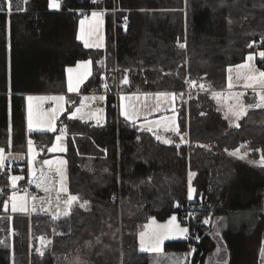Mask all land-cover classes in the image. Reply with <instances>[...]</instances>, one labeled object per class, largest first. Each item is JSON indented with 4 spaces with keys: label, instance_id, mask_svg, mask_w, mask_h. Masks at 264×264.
Masks as SVG:
<instances>
[{
    "label": "trees",
    "instance_id": "1",
    "mask_svg": "<svg viewBox=\"0 0 264 264\" xmlns=\"http://www.w3.org/2000/svg\"><path fill=\"white\" fill-rule=\"evenodd\" d=\"M59 2V10H51L48 0H0V147L5 151L24 152L27 136L37 145L50 143L52 132L26 131L24 93L64 92L65 67L78 60L91 63L83 90L99 83L101 73L112 83L111 91L120 78L127 79L129 91L176 92L185 87L186 77L215 89L224 87L227 66L243 61L254 43L264 45V0ZM91 9H104L102 48L85 47L76 37L80 14ZM124 18L127 24H119ZM203 93L179 110V127L187 134L180 145L160 142L122 119L113 93L106 95L102 123L63 116L67 186L77 199L64 216L11 214L2 207L8 169L0 172V264L12 259L14 264H57L98 233L109 247L93 249L94 264H149L148 253L137 249L135 229L149 216H179L188 201V171L193 172L191 202L202 205L191 222L195 234L165 241L164 250L188 252L190 242L188 264H202L216 244L209 234L212 220L252 209V221L223 230L220 257L221 264H259L264 165L232 152L247 150L251 158H264V109L251 107L230 126ZM120 219L125 232L109 239L106 226ZM29 231L49 237L43 254L32 253L31 261Z\"/></svg>",
    "mask_w": 264,
    "mask_h": 264
},
{
    "label": "rangeland",
    "instance_id": "2",
    "mask_svg": "<svg viewBox=\"0 0 264 264\" xmlns=\"http://www.w3.org/2000/svg\"><path fill=\"white\" fill-rule=\"evenodd\" d=\"M49 3L50 0H48V7ZM58 3L60 6L59 0ZM93 12L97 13V15L93 16ZM76 37L85 47L102 48L105 43L104 10L91 9L89 11H82L77 22ZM78 37L80 38L78 39ZM262 52H264V45L257 46L246 55L243 61L227 66L226 81L222 88L205 89L200 84L194 83L186 77L185 86L188 85L190 90L183 100H178L176 92L170 90H126L124 86L127 83V79L120 78L118 82L113 83L115 84V89L118 91L115 95L118 115L130 124L135 125L139 130L150 132L160 142L165 143L166 140L174 142L175 139H172L170 134L177 133L179 137L175 143L184 144L185 139L182 140V137L185 132L179 130V110L183 105L187 108L188 101L192 97H196L197 93L204 92L203 94L211 100L213 107L221 112L228 123L231 126H237L239 118L246 114V111L251 107H261L264 109V100L261 99L264 97V77L260 76V73L264 72V58L260 55ZM249 56H252L253 59L249 60ZM64 73L67 83V89L65 88L64 92H81L85 82L91 75L90 60H78L74 64L66 66ZM99 84L107 86L110 91L112 89V83L106 80L103 73L100 74ZM70 86L72 90H70ZM62 93L54 92L49 96L31 93L26 98V131H49L53 133V136L50 143L46 146L35 145L33 139L27 136L25 146L27 158L24 171L14 172L9 168L8 181L3 185L6 189L5 194H3L2 207L4 210H7V208L13 209V205H15L16 209H20L21 211L28 208L33 213L44 212L53 217H59L67 215L71 209L73 200L70 199L72 196L67 188V168L64 156L66 151V144L64 142L66 130L63 124L59 125V123L62 121L63 116L66 118L90 120L95 124L102 123L105 118L106 96L81 93L75 102L67 103L64 99H60L61 97L63 98ZM247 93L253 94L256 101L254 105L245 103L244 95ZM29 97H32V99L29 100ZM97 99L102 100L103 105L92 106V102ZM242 110L243 114L238 115ZM30 119L31 127H29ZM29 141H31V144ZM0 150H2L1 147ZM234 152L243 156L246 154L244 151ZM252 159L264 165L263 157ZM0 164V166L5 167L1 160ZM14 177H18L19 179L14 180ZM192 177L193 172L188 171V201L194 200L193 193L192 199H189V188L194 189L191 184ZM25 182L35 189L29 197L25 193H17V189L24 185ZM0 195H2L1 187ZM28 212L25 211L24 214L26 215ZM252 215V209L244 211L233 210L212 220L209 234L213 236L216 244L213 251L202 264H221L224 261L220 257L221 254L223 256L221 233L227 228L237 227L241 223L252 221ZM173 217H175L174 220ZM204 221L209 222L210 220L206 217ZM123 225L121 219L117 225H107L105 233L108 234L109 239H115L117 235L121 236L125 232L122 230ZM184 229H187V231L184 232ZM135 231L137 249L142 251L141 241L143 240V245L146 249L143 251L148 253L149 264L189 263L191 247L188 252L176 255L164 250L165 241L186 239L188 237V225L179 220L177 212H172L164 219L149 216ZM102 235L98 233L84 240L82 245H79L77 248L68 250V252L60 257L57 264H94L93 257L95 255L92 254L93 249L95 247H109L107 243H100ZM9 238L10 245L11 234ZM27 240L28 261H31L32 253L35 255L43 254L49 244V237L33 236L30 231ZM158 240L160 251H154L153 249L157 246ZM259 257V264H264V238L259 249ZM12 264H14L13 259Z\"/></svg>",
    "mask_w": 264,
    "mask_h": 264
},
{
    "label": "built area",
    "instance_id": "3",
    "mask_svg": "<svg viewBox=\"0 0 264 264\" xmlns=\"http://www.w3.org/2000/svg\"><path fill=\"white\" fill-rule=\"evenodd\" d=\"M111 11L115 12L116 11L115 7H113L111 9ZM115 22L116 21H114V24H115ZM118 23L121 25H126L127 20L124 18L123 20L118 21ZM253 45L256 47L258 46L257 43H254ZM189 90H190V88L187 85L183 89L176 91L178 100L185 99ZM117 92H118L117 89H115L114 91H110L107 86L100 85L99 83H93L81 92H63L62 94H63V99L67 103H73L77 100L78 96L81 93H87L90 95H105L106 96L109 93H113L114 95H116ZM100 105H103V101L100 99H97L96 101L92 102V106H100ZM5 169H6V167L0 166V172L4 171ZM19 191H20V189H19ZM201 209H202V205H201V203H198V202L187 201L185 204H182L180 206L179 220L188 225V237H187V239H190V237L195 234V227L193 225L191 226V222L193 219L196 218L197 214L199 213V211ZM26 215L28 216L29 212L26 213ZM188 244L190 247L192 246V243L188 242Z\"/></svg>",
    "mask_w": 264,
    "mask_h": 264
},
{
    "label": "crops",
    "instance_id": "4",
    "mask_svg": "<svg viewBox=\"0 0 264 264\" xmlns=\"http://www.w3.org/2000/svg\"><path fill=\"white\" fill-rule=\"evenodd\" d=\"M50 9V8H49ZM51 10H59L58 9H51ZM65 88L67 89V83L65 85ZM54 92H43V93H36V94H40L42 96H49L50 94H53ZM31 94V93H24V106H25V109H24V119H25V128L27 129L26 127V123H27V116H26V106H27V96ZM249 110V109H248ZM247 110V111H248ZM246 111V112H247ZM223 116V115H222ZM224 117V116H223ZM225 118V117H224ZM240 120V118H239ZM239 120H238V123H239ZM228 122V121H227ZM229 124V123H228ZM230 125V124H229ZM231 126V125H230ZM180 130V128H179ZM30 131V130H29ZM170 137L172 139H175L174 142H170V143H175L176 140L178 139L179 137V134L177 133H171L170 134ZM185 139V143L187 142V134L184 133V136L182 137V140ZM64 142H65V139H64ZM164 143V142H163ZM35 145H37L35 142H34ZM168 144V143H167ZM177 144V143H176ZM180 145V144H179ZM3 150V149H2ZM244 152L246 153L244 156L243 155H238L236 152H232L234 155H237V156H240L241 158L249 161V162H252V163H258V161L252 158H250L247 154V151L244 150ZM0 157H2V160L1 162L3 163V165H5V167L7 169H24V166L26 164V158H27V152L26 150L24 152H20V151H16V152H13V151H5L3 150L2 152H0ZM260 164V163H258ZM1 165V164H0ZM68 188V186H67ZM20 189V191H19ZM35 191L34 187H32L31 185L27 184L25 182L24 185H22L20 188L17 189V193L18 194H21V193H25L27 197H29L33 192ZM70 193V192H69ZM71 194V193H70ZM71 196L73 197L74 195L71 194ZM75 201V200H73ZM72 201V203H73ZM4 210V209H3ZM4 211H8L10 213H24L25 211H29L30 213H33L31 212L28 208H25L23 211H21L20 209H16L15 211H13V209H10V208H7V210H4ZM64 216V215H63Z\"/></svg>",
    "mask_w": 264,
    "mask_h": 264
},
{
    "label": "snow or ice",
    "instance_id": "5",
    "mask_svg": "<svg viewBox=\"0 0 264 264\" xmlns=\"http://www.w3.org/2000/svg\"><path fill=\"white\" fill-rule=\"evenodd\" d=\"M9 3H10V0H9ZM49 7L50 8H59V3H58V0H50V3H49ZM9 10H10V6H9ZM97 15V13H95V12H93V16H96ZM81 23H83V21H81ZM80 37H78V39H79ZM86 46H87V44H86ZM180 47L181 48H183V47H185V45L184 44H180ZM249 47H251V45H249ZM260 55H261V57L262 58H264V52H262V53H260ZM249 60H251V59H253V57L252 56H249V58H248ZM260 76L261 77H264V72H261L260 73ZM70 90H72L71 89V86H70ZM29 100H31L32 99V97H29L28 98ZM60 99H63L62 97L60 98ZM262 100H264V97H262L261 98ZM243 114V110L238 114V115H242ZM29 127H31V119L29 120ZM158 139H159V137H157ZM57 139H59V137H57ZM29 143L31 144V141H29ZM165 143H170V141H165ZM3 150H0V152H2ZM238 151V150H237ZM0 160H2V157H0ZM14 180L15 179H19L18 177H14L13 178ZM192 193H193V189H191V187L189 188V199H192ZM71 200H76L77 199V197H75V196H73V197H71L70 198ZM87 203V201H85V204ZM82 207H83V205H81ZM16 210V207H15V205H13V211H15ZM175 219V217H173V220ZM205 223H207V221H205ZM184 232H186L187 231V229H184L183 230ZM143 235V234H142ZM141 250L143 251V250H146L145 248H144V245H143V240L141 241ZM154 251H160V248H159V240L157 241V246L153 249Z\"/></svg>",
    "mask_w": 264,
    "mask_h": 264
},
{
    "label": "water",
    "instance_id": "6",
    "mask_svg": "<svg viewBox=\"0 0 264 264\" xmlns=\"http://www.w3.org/2000/svg\"><path fill=\"white\" fill-rule=\"evenodd\" d=\"M245 103L248 105H254L256 103L252 93H247L244 95Z\"/></svg>",
    "mask_w": 264,
    "mask_h": 264
}]
</instances>
